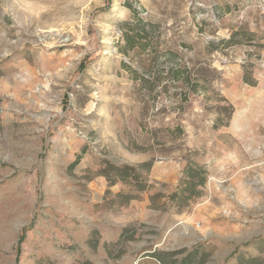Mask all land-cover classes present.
Here are the masks:
<instances>
[{
    "label": "rangeland",
    "instance_id": "rangeland-1",
    "mask_svg": "<svg viewBox=\"0 0 264 264\" xmlns=\"http://www.w3.org/2000/svg\"><path fill=\"white\" fill-rule=\"evenodd\" d=\"M0 264H264V0H0Z\"/></svg>",
    "mask_w": 264,
    "mask_h": 264
},
{
    "label": "trees",
    "instance_id": "trees-1",
    "mask_svg": "<svg viewBox=\"0 0 264 264\" xmlns=\"http://www.w3.org/2000/svg\"><path fill=\"white\" fill-rule=\"evenodd\" d=\"M136 20L139 23H143L142 25H148V26H152L150 23H145L141 20V18H136ZM122 25H128L127 21H123ZM133 36L130 35L127 31H124L123 33V39L126 41L127 45H131V41H132ZM177 73L176 71L173 72V76L175 78H178V76L175 74ZM192 90H195L194 88H192ZM146 168L148 169L149 167V163H141L137 166H133V165H128V164H123L120 166H111L110 169L112 170V172H108L105 168L103 170H100V173H102L103 175H105L109 181L110 184H114L116 182H123V183H128V184H139L141 183V180L139 179L138 173H137V169L138 168ZM203 172V169L201 167L198 166H191V165H187L184 168V178L182 179V183L178 186V190H176V192H174V194L172 195L173 197H178V199L182 198L183 192L185 191H189L192 187V178L194 177V175H200ZM200 184H203L204 182V177L200 176ZM140 190H143L144 187L141 186L139 188ZM130 229L129 228H124L122 230V235L126 234ZM152 256L158 258L160 261H163L161 259V257L159 256V254L157 252H152L151 253Z\"/></svg>",
    "mask_w": 264,
    "mask_h": 264
}]
</instances>
